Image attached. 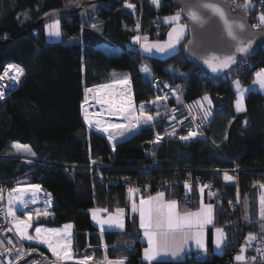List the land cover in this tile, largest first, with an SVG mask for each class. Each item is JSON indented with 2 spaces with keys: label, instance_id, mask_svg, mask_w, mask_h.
<instances>
[{
  "label": "trees",
  "instance_id": "1",
  "mask_svg": "<svg viewBox=\"0 0 264 264\" xmlns=\"http://www.w3.org/2000/svg\"><path fill=\"white\" fill-rule=\"evenodd\" d=\"M88 1L0 0V75L10 62L24 69L19 88L0 100V188L23 179L41 185L53 195L55 217L33 225L31 235L38 224L62 228L70 223L80 249L90 247L98 254L101 231L90 210L113 213L118 207L124 208L126 264H148L142 261L145 245L137 218L130 214L127 180L135 182L142 193L146 188L149 195L164 192L183 211H195L201 203H210L214 206V226L208 230L203 258L150 264H231L249 232L264 238L259 218V185L264 184V93L250 91L245 98L246 110L237 113L232 87L236 79L244 86L253 83L255 73L264 69V48L241 63L245 71L218 80L187 54L189 34L178 51L166 58L141 54L134 40L140 32L153 41L166 40L168 25L163 17L181 13L171 0H159V6L152 0H128L135 5L133 11L125 7V0H111L91 19L71 17L61 21L59 41H47L45 27L33 29L46 13ZM223 1L234 12L250 16L254 28L259 24V11L246 9L244 0ZM94 24L99 31L92 27ZM9 40H13L9 46L1 45ZM145 63L152 68L148 73L143 71ZM125 77L132 82L136 108L160 103L164 116L152 125L141 126L138 133L111 148L103 137L88 131L81 104L85 88L95 89ZM167 77L184 84L181 93L186 101L205 94L212 98L216 111L200 139L185 141L180 136L154 143L155 132L163 133L169 108L176 104L166 103L160 91L152 87L155 79ZM110 93L111 87L102 88L104 101L110 100ZM94 95L89 94L90 108L99 105ZM14 143L30 146L35 153L33 159L15 154L11 147ZM234 167L240 174L235 177L228 172L234 179L226 181L225 172ZM188 179L190 189L185 188ZM202 185L209 187L201 192ZM217 227L225 233L221 254L213 251L212 233ZM95 235L98 244L89 242ZM81 239L85 245H81Z\"/></svg>",
  "mask_w": 264,
  "mask_h": 264
},
{
  "label": "snow or ice",
  "instance_id": "2",
  "mask_svg": "<svg viewBox=\"0 0 264 264\" xmlns=\"http://www.w3.org/2000/svg\"><path fill=\"white\" fill-rule=\"evenodd\" d=\"M153 4H158L159 0H152ZM125 7L134 9L135 5L128 3V0H125ZM219 11V9H217ZM222 15V13H221ZM173 21H177L180 19L179 14H176L175 16L166 18ZM260 23L255 25V27L259 28L261 25H264V13L260 14L259 16ZM93 28H95L97 31H99V27L97 25H92ZM140 25H136V29L139 30ZM240 29H243L245 25L241 23L239 25ZM229 34L232 35V26H228ZM46 31L49 36H55L60 37L61 36V28H60V22L57 20L55 23L47 25ZM183 32V27L180 29H173L172 32L169 33V41L167 43H161V42H154V43H142L141 48L146 53H152L153 50L157 53H165L168 50L173 49V42L172 37L173 33L176 34V38L178 39L180 34ZM235 38V37H233ZM253 39L255 37H252ZM147 37H144L143 40L146 42ZM134 40L137 42L141 41L140 36H135ZM238 52H247V48L240 46L237 48ZM207 63V61H206ZM236 63L235 56H229L227 59L219 65V68H228L230 64ZM209 67L211 68L212 72H217L219 68L215 65L209 64ZM14 69L15 75L9 76V70ZM143 71L145 73L149 72V69L147 67H144ZM24 75V69L20 65H16L13 63H9L4 71V74L0 76V80H3L5 77H8L12 82L18 83L20 80V77ZM118 84L125 86V90L120 93V99L119 100H109L104 101L103 99H99L100 97V90L102 88L110 87L109 85H101L97 86V88H85V96H84V102L81 104V108L84 110V119L88 124L91 126L92 121L89 119L88 111L85 108V105L89 103V94L95 92V99L96 103L99 104H108L107 111L110 115H121L124 116V119L128 121V124H122V123H112L108 124L102 128H100V131L108 133V139L109 140H115L117 137L116 135H113L112 132L109 131V129H114L118 133L119 137L123 138L126 134L132 133L134 131L139 130L141 126V121H143L144 124H151L154 120V117L145 110L144 106L141 105L138 114L133 111L132 109V97H131V91H130V80L128 77H125L124 79L118 80ZM254 84H258L259 88L264 90V69H260L255 73V79L253 81ZM234 84L237 88V91L239 93L237 100L235 101L236 109L237 111H243V100H244V91L240 85V82L234 81ZM167 87V85H165ZM2 87V86H0ZM180 86L177 85V88ZM175 91V90H173ZM125 92H127V95H125ZM5 97V92L3 90H0V99H3ZM157 99H160L159 97ZM204 101H207L208 108H204V118H207L211 115V112L209 111V108H211L212 101L209 98L207 94H205L202 98ZM126 101V103H125ZM196 105H200L203 108V105H201L200 101L194 102ZM191 108V106H189ZM127 113V115H125ZM160 113L157 111L156 116H159ZM175 119V117H172ZM196 117H193V120H195ZM182 123V121H180ZM97 126H99L100 121H96ZM171 135H175V130L171 133ZM198 133L196 131H189L187 136H181V140H190L197 138ZM163 137L157 133L154 143L159 144L162 141ZM227 139V137H225ZM12 148L16 149L17 152L25 151L29 155L35 156V153L32 152L30 146L28 145H20L18 143H14ZM154 155V154H153ZM226 181H232L234 177L228 175L225 173L224 176ZM261 188H264V184L259 185ZM209 187V185H202L200 188V191L203 192L204 188ZM185 188L190 189L191 185L186 181L185 182ZM42 190L41 185L35 184L30 185L28 187H13L9 191V200H8V209H7V216L11 217V223L12 227L8 228L7 231H13L15 230V234L20 239H27L29 241L35 240L39 243L47 245L48 249L52 252V254L57 258V260H63L68 261L73 259V252H72V237L73 233L71 229L73 228L72 224H65L63 226V229H43L41 227L35 228V235L29 234V229L31 228L32 220H33V212L32 211H25L22 216H19L16 214L17 210L13 207L14 203H18L19 205L27 208V200L25 199V194L30 193L31 194V202L36 203V198L38 193ZM139 191V189H135L132 187L128 188V193L130 195L134 194L135 192ZM16 193L17 195H13ZM49 196L50 203V197L51 194H47ZM210 195H215V193H210ZM2 199V197H0ZM237 202H239V196L237 197ZM231 203V202H230ZM247 201L245 200V204ZM261 210L259 212V218L261 221L260 228L262 231H264V197L261 198ZM213 210L214 206L212 204H203L201 203L200 208L195 212H189L185 211L183 213H180L177 210V201L176 200H166L165 199V193L164 192H157L155 196L149 195L147 198L141 197L139 200V205L135 202V200H132L131 204V211L133 213L138 212L139 213V227L143 230L144 236L147 238L148 241V247L144 249V259L145 260H154L156 257L160 255H171L172 257H178L180 253L183 251L184 246L188 243L189 240H194L197 247L200 249H203L206 247L205 241H204V229L205 226L208 224L213 223ZM92 212V218L93 220H96L97 223L101 225V228H104V225H108L109 227H115L117 229H124V208H117L115 210L114 215H109V217L106 220H98L97 219V213L100 211H107V209H92L90 210ZM51 213H49L46 209L44 211H41L37 209L35 211V217L42 216H49ZM247 219V217H245ZM215 232L218 234L215 239V245L217 248H220L225 243V233L223 228L217 227L215 229ZM246 243L248 246H251V242L257 240V235L254 233L249 232L248 235L245 237ZM9 244H13L12 240L8 241ZM15 247V245H14ZM5 252L11 254L12 249L11 248H5ZM246 251L245 245L241 246L240 252L241 254H238L235 259L237 261H242L245 259V256L243 253ZM257 251H260V249H257ZM24 255V252L22 249H17V261L21 259ZM91 259V257H85L83 260L80 261V264H87V260ZM126 258H122L117 261H110L105 257V261L107 264H125ZM253 260H255V257H253ZM7 264H13L12 260H8Z\"/></svg>",
  "mask_w": 264,
  "mask_h": 264
},
{
  "label": "built area",
  "instance_id": "3",
  "mask_svg": "<svg viewBox=\"0 0 264 264\" xmlns=\"http://www.w3.org/2000/svg\"><path fill=\"white\" fill-rule=\"evenodd\" d=\"M253 3H254L255 9H257L259 13L261 14L264 13V0H254ZM255 29H257V27H255ZM157 34H159V32ZM139 36L141 37V41L139 42V47H140L144 36L141 32ZM10 63H13V62H10ZM13 64H16V63H13ZM7 65L5 66L0 76L4 74V71ZM145 66L148 69L152 70V68L148 64L145 63ZM238 70L240 72H243L245 71V68L242 66ZM15 74L16 73L14 69L9 70V76H12ZM23 76L20 77V80L18 83L12 82L8 77H5L3 80H0V86H2L0 87V90H3L5 92V97L3 99H0L1 101L6 100L12 93H14L19 88ZM165 85H167V87ZM177 85L178 84L173 79H170L168 77L162 79V81L155 79L154 82L152 83V87L160 91L162 100H164L168 104L169 103L171 104L173 102L176 103L175 105L169 108L168 121L166 125L164 126L163 133L161 134L159 133L163 137L162 140H164L165 138H177V137L182 136L183 134H188L189 131H196L198 134H203V131L212 122V119L216 111L214 102L212 98L208 95L212 101L211 108H209L211 115L207 118H204L203 109L208 108L207 101H204L202 99L204 95L198 97L197 99L193 101H186L183 98L180 88H177ZM130 86L132 87L131 80H130ZM132 95L134 97L133 91H132ZM196 101H200L201 105H203V108L200 105H196L194 103ZM189 106H191V108H189ZM173 116L175 117V119L172 118ZM193 117H196V119L193 120ZM180 121H182V123H180ZM111 123H122V124L127 125V122L119 117L112 118ZM173 130H175V135H171ZM139 131H140V128L139 130L130 133L129 137L135 133H138ZM157 133L158 132H155V137ZM97 134L103 137L108 142L111 148H114V140L108 139V133L97 132ZM228 172L234 175L235 177H238V175L240 174V170L237 167H234L233 170L227 171L225 173H228ZM186 181L189 184L191 182L189 179ZM30 185H34V184H30L26 179H23V180L14 181L9 186H4L0 188V197H2V199H0V264H7L8 260H12L13 264H80V261L83 260L85 257H91V259L87 260V264H107V262L105 261V257H107V259L110 261H117V260L124 258V257L112 258V255L106 251L105 247L101 246L99 254L94 249L85 247V248L78 249L77 251H75L74 259L72 260V262L68 263L63 260L58 261L55 256L48 254V252L45 249L40 247L35 240L29 241L27 239H20L15 234L14 229L13 231H7L8 228L12 227L11 217L6 215L7 209L9 207L8 205L9 191L13 187H17V186L28 187ZM125 185L127 188L132 187V188L138 189L136 187V183L133 181L127 180L125 182ZM145 191L149 193V188H146ZM48 193L50 192L42 188V190L37 195L36 203H32L31 194L26 193L25 199L28 202L27 208L19 205L18 203L13 204V207L17 210L16 214L19 216H22V214L25 211L33 212L34 216L31 222L32 226L28 230L30 235H31V230L33 229V225L40 223V222L51 221L55 217L53 195L50 193L51 202L48 203L49 201V196L47 195ZM13 195L15 196L17 194L14 193ZM37 209L41 211H44L46 209L51 214L47 217L41 215L40 217L37 218L35 217V211ZM9 240H12L13 244H9L8 243ZM242 245H245L246 247V251L243 253V255L245 256V259L242 261H237L235 259V257L238 254H241L239 250V253L233 258V260L231 261V264H264V238H257V240L251 242V246H248L246 241H244ZM5 248H11L12 253L9 254L5 252L4 251ZM17 249H22L24 252L23 257L19 259L18 261L16 259ZM257 249H260V251H257ZM253 257H255V260H253ZM186 258L189 260H199L203 258V253L199 251H194V252L189 253L186 256Z\"/></svg>",
  "mask_w": 264,
  "mask_h": 264
},
{
  "label": "water",
  "instance_id": "4",
  "mask_svg": "<svg viewBox=\"0 0 264 264\" xmlns=\"http://www.w3.org/2000/svg\"><path fill=\"white\" fill-rule=\"evenodd\" d=\"M110 1H88L72 8L50 11L37 20L33 29L40 30L51 22L57 20L61 22L71 17L91 19ZM171 2L181 11L188 29L189 40L185 46L187 54L214 79L234 75L241 63L248 61L264 48V30L255 29L250 16L234 12L223 0H171ZM241 23L245 25L243 29L239 27ZM229 25L232 26V35L229 34ZM12 42L13 40H9L1 45L9 46ZM240 46L246 47L247 52H238L237 48ZM229 56H235L236 63L230 64L228 68H219ZM209 64L217 66L219 70L212 72Z\"/></svg>",
  "mask_w": 264,
  "mask_h": 264
},
{
  "label": "rangeland",
  "instance_id": "5",
  "mask_svg": "<svg viewBox=\"0 0 264 264\" xmlns=\"http://www.w3.org/2000/svg\"><path fill=\"white\" fill-rule=\"evenodd\" d=\"M89 1H95V0H89ZM253 2H254V0H252ZM157 6H159L160 5V2L158 3V4H156ZM128 9H130V8H128ZM254 9H255V7H254ZM253 9V10H254ZM131 11H133V9H130ZM249 10H252V9H250L249 8ZM237 13V12H236ZM176 14H179V16H180V19L179 20H177V21H173V20H170V19H166V18H169V17H172V16H175ZM260 14L261 13H259L258 15H257V20L259 21V16H260ZM56 22V21H55ZM55 22H51V23H49V24H47V25H50V24H53V23H55ZM163 22L166 24V25H168V34H167V38H166V40H164V41H153V40H150V39H147V41L145 42L144 40L142 41V43H149V44H151V43H154V42H161V43H167L168 41H169V33L170 32H172V30L175 28V29H180L181 27H183V32L180 34V36H179V38L177 39L176 38V34L175 33H173V37H172V42H173V49H171V50H168V51H166L165 53H157V52H155V50H153V52L152 53H146V52H144L143 51V49L141 48V46L139 47L138 46V51L141 53V54H144L145 56H148V57H157V58H166V57H168V56H170V55H172L173 53H175V52H177L178 51V49H179V47H180V45H181V43L183 42V40L186 38V35L188 34V29H187V26H186V24H185V22H183V17H182V14L181 13H175V14H173V15H169V16H165V17H163ZM259 23H260V21H259ZM46 25V26H47ZM46 26H45V35H46V39H47V41H49V42H54V41H59V40H61V38H62V27H61V22H60V28H61V36L60 37H55V36H49L48 35V33H47V31H46ZM262 26H264V25H262ZM141 43V44H142ZM138 45H139V42H138ZM239 81L240 82V79H236V80H234V81ZM234 81H233V83H232V87H233V89H234V91L236 92V100H237V98H238V94H237V88H236V86H235V84H234ZM105 85V84H104ZM106 85H110V87H111V95H110V100H112V101H115V100H119L120 99V93L122 92V91H124L125 90V86H122V85H120V84H118L117 83V81H115V82H111V83H108V84H106ZM115 85V86H114ZM113 86H114V88H113ZM179 88H180V90L181 91H183L184 90V84L183 83H180L179 84ZM133 89V86L131 87L130 86V91H131V97H132V109H133V111H135L137 114H138V112H139V109H137L136 108V106H135V99H134V97H133V95H132V90ZM133 93H134V91H133ZM125 95H127V92H125ZM94 97H95V95H94ZM99 99H103V97H102V89L100 90V97H99ZM235 100V101H236ZM157 102H161V100H159V101H157ZM125 103H126V101H125ZM235 105V109H236V104H234ZM161 107H162V105H160V103H154L153 105H150L147 109L145 108V110L148 112V114H150V115H152L153 117H154V120H153V122H155L159 117H163L164 116V114L162 115L161 114ZM85 108L87 109V111H88V115L90 116V118H91V120H92V122H93V124H91V126L87 123V122H85L84 121V119H83V109H82V119H83V122H84V124H85V126L87 127V129H88V131H90V132H94V133H97V132H102V131H100V128H102V127H104V126H106V125H108V124H112L111 123V119L112 118H122L124 121H126L127 122V124H128V121L127 120H125L124 119V116H121V115H110L109 114V112L107 111V108H108V104L107 103H104L103 105L101 104H99V105H97L96 107H89V103L88 104H86L85 105ZM243 108H244V110L243 111H245L246 110V104H245V98H244V100H243ZM156 110V111H159V113H160V115L159 116H156V113L157 112H155V114L152 112V111H154V110ZM237 110V109H236ZM243 111H239V112H243ZM125 115H127V113L125 114ZM97 120H101L100 122V124H99V126H97V124H96V121ZM152 122V123H153ZM152 123L151 124H144L143 123V121H141V126H147V125H152ZM96 124V125H95ZM101 126V127H100ZM140 126V127H141ZM97 131V132H96ZM109 131L110 132H112L113 133V135H116V139L114 140V148H115V145H116V142H118V141H121V139H125V137L127 138V137H129V134L130 133H128V134H126L125 135V137H123V138H121V137H119V135H118V133L116 132V130H114V129H109ZM203 136V134H198V136H197V138H200V137H202ZM197 138H195V139H197ZM195 139H190V140H195ZM113 145V144H112ZM14 153L15 154H17V155H21V156H25V158L27 157L30 161L33 159L32 157V155H29L27 152H25V151H20V152H17L16 151V149H14ZM149 195V193H147L146 191H144L143 193L141 192V190L139 189V191H137V192H135L134 194H132V195H130L131 196V204H132V200L134 199L135 200V202L137 203V205H139V200L140 199H138L137 200V198H141V196H145V195ZM137 195H140V196H137ZM137 197V198H136ZM94 209H99V208H94ZM138 215H139V213L138 212H136ZM91 214H92V212H91ZM124 214H126L127 215V212L125 211V213ZM130 214L131 215H134L135 213H133L132 211H131V205H130ZM109 215H114L113 213L112 214H110V213H108V212H105V211H100V212H98L97 213V219L98 220H106L108 217H109ZM93 219V218H92ZM125 221V220H124ZM93 222H94V224L96 225V227L100 230V231H103V232H106V233H113V232H115V233H122L121 232V230L122 229H117V228H115V227H109L108 225H104V228L102 229L101 228V225L99 224V223H97V221L96 220H93ZM36 227H41V228H43V229H63V227L62 228H51V227H48V226H46V225H43V224H38V225H36L35 226V228ZM35 228H34V230H33V236L35 235ZM71 231H72V233H73V229H71ZM98 236V235H97ZM96 235L95 236H92L91 238H90V240H89V242L90 243H92V244H98V237H97ZM72 240H73V243H72V252H73V259H74V254H75V251L77 250V249H80V246H79V244H78V242L77 241H75L74 240V233H73V237H72ZM127 241V240H126ZM125 241V242H126ZM37 242V241H36ZM80 242H82V244L81 245H85L86 244V242L84 241V239H81L80 240ZM125 242H120L121 244H124ZM38 243V245L40 246V247H42L43 249H45L47 252H48V254H50V255H52V256H54L53 254H52V252L50 251V249H48V247H47V245H45V244H42V243H39V242H37ZM126 243H128V242H126ZM118 245H119V249H121V246H120V244L118 243ZM127 245V247H128V244H126ZM79 246V247H78ZM123 249V248H122ZM120 250L119 252H117L118 254L117 255H121L122 254V251L123 250ZM199 252H201V251H199ZM117 256H116V253H114V252H112V258H116ZM121 257V256H120ZM119 258V257H118ZM72 259V260H73ZM72 260H68V261H65V262H72Z\"/></svg>",
  "mask_w": 264,
  "mask_h": 264
},
{
  "label": "crops",
  "instance_id": "6",
  "mask_svg": "<svg viewBox=\"0 0 264 264\" xmlns=\"http://www.w3.org/2000/svg\"><path fill=\"white\" fill-rule=\"evenodd\" d=\"M244 5L246 7V9H254V3L252 0H244ZM240 85L243 89H245L244 91V98H246V96L248 95V93L250 91H254V92H260V93H264V90L260 89L259 88V85L258 84H254L252 83L250 86H244L243 83L240 81ZM237 94L239 95L238 91H237ZM236 110V109H235ZM237 113H242V112H239L236 110ZM244 112V111H243ZM203 137V136H202ZM201 138V137H200ZM200 138H197V139H200ZM262 189V194H261V198L264 197V188H261ZM137 196H140V195H137ZM149 195H145V196H141L143 198H147ZM151 196H155V195H151ZM137 198V197H136ZM140 199V198H137V200ZM165 199L166 200H171V199H167L166 196H165ZM205 205H207L208 203H204ZM130 205H131V202H130ZM177 210L180 212V213H183L185 211H183L178 202H177ZM198 210V209H197ZM195 210V211H197ZM260 210H261V205H260ZM195 211H189V212H195ZM107 212V211H106ZM112 214V213H110ZM113 214H115V212H113ZM134 217L137 218V223H138V227H139V215L137 213H135L133 215ZM125 217H126V214H124V220H125ZM124 224H125V221H124ZM214 226V210H213V223L211 224H208L205 226V229H204V241H205V245L206 247L203 248V249H200L197 247L196 243L194 240H189L188 243L184 246V249L183 251L180 253V255L178 257H172L170 254L169 255H160L158 257H156V259L154 260H145L144 259V249L148 247V241H147V238L144 236L143 234V230L140 229L139 227V230H140V235H141V242L145 245V247L143 248L142 250V261L144 263H153V262H156V261H182L186 258V256L191 253V252H194V251H201V252H206L207 251V248H208V230L210 228H212ZM125 228L126 226L124 227V229L121 230L122 233H106V232H103L101 231L98 235H100L102 237V239L100 240V247L101 246H104L106 251L108 253H110L112 255V252L116 253V258L118 257H124V258H127V253H128V248H127V245L128 241L127 240V232L125 231ZM73 229V228H72ZM215 229H213V233H212V243H213V251L216 253V254H221L224 250V246H225V243L220 247V248H217L216 245H215V239L217 237V233L215 232ZM74 233V232H73ZM125 242L124 244H121L120 242ZM118 243L120 244L121 246V249L123 250L122 251V254L120 255H117L121 249H119V245ZM79 247V246H78ZM90 248V247H89ZM78 250V249H77ZM76 250V251H77ZM125 264H126V261H125Z\"/></svg>",
  "mask_w": 264,
  "mask_h": 264
},
{
  "label": "bare ground",
  "instance_id": "7",
  "mask_svg": "<svg viewBox=\"0 0 264 264\" xmlns=\"http://www.w3.org/2000/svg\"><path fill=\"white\" fill-rule=\"evenodd\" d=\"M259 29V28H258Z\"/></svg>",
  "mask_w": 264,
  "mask_h": 264
}]
</instances>
